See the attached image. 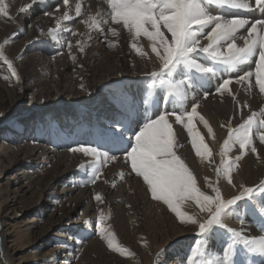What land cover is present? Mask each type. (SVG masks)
<instances>
[{"label": "snow or ice", "instance_id": "6c2138e0", "mask_svg": "<svg viewBox=\"0 0 264 264\" xmlns=\"http://www.w3.org/2000/svg\"><path fill=\"white\" fill-rule=\"evenodd\" d=\"M32 2L35 4L38 0ZM103 4L106 9L98 7L93 14L90 9L85 10L81 0H75V17L86 16L79 22L87 29V33L71 32L72 37H83L75 42L78 51L84 53L93 31L100 33L109 49H115L119 37L126 32L129 48L141 59L153 62L154 67L141 73L145 79L135 82V86L120 81L113 82L119 85L116 87L105 84L102 87L107 90V96L97 90L93 99L99 102L106 126L89 127L80 133L86 140L73 141L67 148L70 153L89 158L78 165L87 176L84 183L96 184L103 176V169L118 162L120 157L116 153L119 152L130 169L129 174L142 180L151 199L166 206L178 225L196 229V239L189 245L181 264H264V178L251 186L237 185L233 178L247 150L260 159L254 137L264 145V0H103ZM62 5L63 11L57 0L53 11H44L45 16L54 19V27H49L47 33L36 28L41 36L47 35L61 45L64 41L59 33L66 30L64 22L74 19L70 14L73 10L70 0H62ZM31 7L25 4L18 12H30ZM257 11L259 18L240 14ZM0 17L16 22L5 0H0ZM142 39L147 41L146 45L141 44ZM9 41L6 38L0 43V61L11 73L3 79L20 83L13 61L4 52ZM41 44L46 47L47 41ZM67 49L69 58L76 64L71 39L67 41ZM251 64L254 67L243 70ZM77 66L83 68L82 64ZM132 67L135 68L134 63ZM80 80V91L91 96L92 89L82 82L83 77ZM213 80L216 81L214 89ZM157 84L160 89L153 92ZM254 87L261 101L258 110H253L247 100L241 102L238 98L241 90L250 95ZM200 89H205L203 96L198 94ZM209 95L221 99L230 97L240 110L242 121L233 127L234 118L229 117L226 123L220 124L227 136L217 153L208 142L216 139L213 128L198 111L201 100ZM244 109L249 110L247 116L243 114ZM4 116L0 112V118ZM197 123L207 130L208 140ZM174 125L186 131L195 157L202 164L207 163L215 179L204 176L203 185L198 183L197 175L178 152L183 144ZM12 127L15 130V124ZM57 138L70 139L71 135L57 133ZM237 146L240 154L230 157L229 153ZM118 175L123 179L125 174L121 171ZM221 180L235 189L236 194L225 198ZM112 186H116L115 181ZM92 199L98 206L104 203L99 192ZM190 204L195 205L198 213L184 210ZM233 217L240 221L239 229L226 223ZM246 217L252 218L251 224L258 227L260 234H246ZM108 218L100 209L94 220L95 234L110 251L122 257H134V252L122 247L115 234L102 226ZM84 223L92 226L90 221ZM212 239L225 241L221 253L210 247ZM238 247L241 259L234 258ZM166 256L167 248L161 247L155 253L154 264H166ZM56 264L60 262L57 260ZM64 264L71 261L66 259Z\"/></svg>", "mask_w": 264, "mask_h": 264}, {"label": "rangeland", "instance_id": "374dc122", "mask_svg": "<svg viewBox=\"0 0 264 264\" xmlns=\"http://www.w3.org/2000/svg\"><path fill=\"white\" fill-rule=\"evenodd\" d=\"M31 3L33 4V2ZM56 3L57 0H38V2L34 5H37L38 7L47 6L48 8H46L45 10L51 12L55 9ZM19 8L20 7L16 6V11L18 14ZM244 13L248 12H242L240 14L243 16ZM71 15L74 17L73 20H77L80 18L75 17L74 9ZM73 20L64 22L66 30L59 33L62 40L69 39L71 32L74 31L72 29L75 26V22H73ZM52 24L53 25H50L49 27L55 26L54 19ZM12 26L14 27L15 23L6 18L0 17V43H3L6 38H10L9 43L4 47L5 55H7L9 59L13 61V65L17 69L20 80H22V88L25 86H29L28 88H23V90L26 91L27 95H30L32 92H36L37 94H39L41 98H39L40 100H38V105L46 108L47 114L46 117H42L41 115H36L35 112L27 111L30 107V97L27 96L25 100L23 99L24 101L22 99L19 100V97L22 96V92L18 91L19 89L17 85L19 83H17L14 79L8 81L3 79L5 75L10 77L11 73L8 71L7 65L3 64V62L0 61V112L5 113V116L3 118H0V136L2 138L1 141H4L1 145V148H9L12 146L14 147V151L17 154L16 156H14L15 162L13 163H11L10 161L13 158L6 159V156L1 157L2 164L0 165V173L2 174H0V218H2V221H4V223L6 224V226H4L3 228L6 231L7 236L10 238V240L13 239L12 243L10 242L12 246H10L11 249H15V253H12V257L6 256V259L2 260V254L0 251V264H5V262L8 264H56L57 260L64 264L66 259L70 260L71 264H139V257L136 252L137 246L135 247V242L136 244H138L142 241V239L149 236L155 230V228L158 227L160 222H165V225H167L168 222H176L174 220L173 214H171L168 210H161L160 202L153 201L151 199L150 194L146 192V186L143 184L142 180H140L139 184L141 185V187L143 186L142 188L138 186V189L132 188L130 189L131 191L125 189L121 205L117 204L115 201L111 202V198H109V193L111 192V190L109 189V187L105 188V191L103 190L102 193H100L104 198V203L98 206L97 202L93 200V202H95L97 206L95 207L96 209L94 208L89 212V215L93 217L90 232L86 233L87 231L82 229L78 230L76 235H72L67 233V230L75 227H83L81 225V221L83 219L80 218V211L76 213L73 212L72 205H67V203L65 202H56L53 198L55 194L53 193L54 196L50 195L53 192V187L50 185V182L51 180H54L52 179V177L54 176L55 172L48 169L49 165H45V168L43 167L40 169L34 168L33 165H31L27 170H24L23 173L21 172V169H17L18 164L22 163L25 165L27 162H30L28 161V159L31 158L29 157L30 154L25 155L26 153H29L26 145H28L29 143H37L38 141H40L39 139L43 138V136H52V140H54L56 143L58 142V144L61 143L63 145L64 148H62L60 151L69 152L67 148L73 145V141L82 140L83 138H85L80 134V128L83 129L86 120H84L83 122L79 121L76 115H71L73 111L71 110L70 112H68V114L72 116L74 122H72L71 125H66L64 122L62 123L60 121V118H55V116L57 115L54 111L55 109L53 110V108L50 107L54 99L58 98V91H60L62 88V86L60 85L61 82L56 75V71L62 72V69L66 66V61L58 62L59 60H57L60 57V55H57V52H61L62 48H56L57 42L53 41L47 35L42 36V38L45 36L46 39H41V35L37 31H33L32 29H24V31H21L19 29H16V27H14V30ZM49 27L44 30L45 33H47ZM67 27L69 28L67 29ZM31 32L35 33L36 36H34ZM96 32L97 31H93L90 33L92 39L88 41L83 54L78 51L75 45L73 46L74 50L79 56H84L86 54L97 56V50L93 46L94 41L96 40L94 38V34ZM13 33H16V35H13ZM31 36L36 37V39ZM123 36L124 34L119 37L118 44L115 49H109L106 46L107 50H109L110 52L123 50L125 52L127 49V44L123 42ZM41 41H47V46L45 47L44 45H42ZM53 47H55V49H53ZM107 50L105 49V51ZM84 58L86 59L84 60L82 69L83 78H86L89 76L88 73H90L91 71L90 65H92L93 63L87 60V57ZM99 59L101 58L99 57L97 59V63L99 62ZM69 63L74 64L72 60H69ZM248 67H254V64L244 66L243 70H248ZM144 79L145 77L140 78L138 81ZM127 82L130 81L127 80L124 82V84ZM213 82L212 85L214 87L216 81L213 80ZM105 84H113V82H107ZM102 86L103 84L101 86H98V90L107 96V90ZM113 86L116 87L119 85L113 84ZM144 88L145 91H147L146 84L144 85ZM159 89L160 86L159 84H157L156 88L153 89V92H156ZM11 90L14 91L15 95L18 98L14 99ZM201 90L202 89H200L199 91ZM83 94L86 95V93ZM53 95L55 97H53ZM41 101H43V103ZM190 103L191 101H189V105ZM77 107H75V109H77ZM177 107H179L178 103ZM81 108L86 109L84 106ZM95 108V111H97L96 106ZM91 114L93 113H88L90 117H92ZM99 114L103 115L101 109ZM22 118H26V120H28L29 122L28 126L30 127L31 131V133L29 134L30 136L22 135L23 137L19 138L25 140H22V142L20 143L19 141H15L13 143V138H15L16 136L18 137V135L15 134L16 136L13 137L12 126L13 124H19V121H21ZM62 124L63 126H61ZM197 125L199 124L197 123ZM68 126L71 127L70 130H68ZM197 128L200 129L201 127L198 126ZM203 129L204 128L202 126V128L200 129L201 133ZM25 133L27 132H24L23 134ZM57 133L70 134L71 138L58 139ZM33 135L34 138H37H32ZM28 137H30V140H26ZM225 138L226 136L222 139L221 144ZM66 142L69 144L67 145V147L65 145ZM256 143L259 145L258 141H256ZM54 146H57V144H54ZM86 162L87 160L85 161V158L83 160L82 158H78L76 163H74L73 165V176L83 187L91 186V184L84 183V181L87 179V176L84 174V170L78 168L79 164ZM15 163L16 165H14ZM186 163L188 164L187 161ZM218 163L219 160H217V164ZM126 169L128 172H130L129 168L126 167ZM131 176L132 178H136L134 174H131ZM137 179L139 180V178ZM203 190L209 191L207 189ZM230 197L231 196L225 198ZM53 203H55L56 205L53 206ZM35 204H37V207L32 209L31 207ZM100 209H103L105 214L109 217L102 226L108 227V229L115 234L117 242L122 247H126L130 251L134 252V257H122L118 253L110 251L107 248L105 242L95 234L94 220L98 215ZM193 214H196V211H194ZM12 217H17V222H12L11 220L14 219ZM78 218L80 219V222L78 221ZM245 219L247 223H245L244 226L250 227L253 230L254 234H260L258 227L251 224L252 218L246 217ZM226 223L229 226L228 221H226ZM236 228L239 229L240 227ZM157 231L158 230H155V232ZM195 231L196 229L194 228L189 237L187 239H184V241L187 240L185 241V243L189 242L188 250L189 245L196 239ZM74 240L77 242H81V244L77 246L76 250L72 248L71 251H74L72 252L73 254L70 252V256L68 252H64V247L68 246L67 243L69 241L74 242ZM224 243L225 241L223 239H212L210 241V246H214L212 247V249H214L217 253H221ZM6 244L8 245V243ZM141 244H144V242H142ZM175 246L176 245L171 246L172 249H175ZM155 253L154 256H152L153 258L151 260V264H154ZM64 254H66V258H61V256H63ZM234 258H242L239 256V247L238 255ZM169 260L170 259L166 258V263H168L167 261Z\"/></svg>", "mask_w": 264, "mask_h": 264}, {"label": "bare ground", "instance_id": "6f19581e", "mask_svg": "<svg viewBox=\"0 0 264 264\" xmlns=\"http://www.w3.org/2000/svg\"><path fill=\"white\" fill-rule=\"evenodd\" d=\"M5 1L6 3L11 2L8 4L10 6V13L15 18V21H16L15 26H14L16 27V29H19V30L22 29L21 31H24V29L26 30L32 29L33 31H36L37 26L45 30L50 25L51 26L53 25L52 24L53 18L44 15L45 9L48 8L47 6L38 7L37 5H34L31 3L32 0H5ZM60 3H61V11H63L62 0ZM74 3H75V0H70V5L72 6V9H74ZM81 3L84 6L85 10L90 9L93 14H95L98 7L101 8L102 10L106 9V5L103 4V0H81ZM25 4L32 5L31 11L23 13V14H20V13L18 14L16 11V6L22 7ZM243 16H246L250 19L258 18L259 12L258 11L248 12V13H244ZM84 18H86V16L80 17L77 20H73V22H75L74 23L75 26L71 28L75 32L77 33L87 32L86 27L79 22L80 19H84ZM29 25H31V27ZM68 28L69 27H67V29ZM31 33L34 36H36L35 33L33 32ZM122 34H124L123 42L127 44V49L125 52L123 50L121 51L119 50L115 52H110L109 50H107L106 44L103 42V39L100 33L96 32L94 34V38L96 40L94 41L93 46L97 50V56L89 55V54H86L84 56L82 55L79 56L73 48L72 51L77 56L76 64L69 63V60L71 59L68 56L67 41L71 39L72 44L74 46L76 40L81 39L83 37L79 35H77L76 37H72L70 34L69 39L67 40L63 39L64 41L63 45H61L60 43H56V48L58 47L62 48V51H61L62 55H60V57L57 60H59L58 62L66 61V66L62 69V72L56 71L57 72L56 75L58 76L59 81L61 82L60 85L62 86V88L60 91H58L59 92V96H57L58 98L54 99V101L50 105V107H52L53 110L55 109L54 111L57 114L56 115L57 117L55 116V118H58V119L60 118V121L62 123L64 122L66 125H71L72 122H74L71 116L72 114L76 115L79 121L83 122L84 120H86V123L84 124L83 129L80 128L81 132L87 131L89 127L96 125V124L106 126L105 121L103 119V115L99 114L100 112L99 102L98 100L93 99V97H96L97 95L98 86H101L102 84L104 85L107 82L120 81L124 83L127 80L130 82H127L125 84H133V86H135V82H137L140 78H143L141 73L146 72V71H151L153 69L154 63L138 57L135 54V52L129 48V43H128L129 37L127 33L124 32ZM33 38L36 39V37H33ZM40 38L46 39L45 36L43 38L41 36ZM141 44L146 45L147 41L142 39ZM53 49H55V47H53ZM105 49L107 51H105ZM84 57H87V60L93 63V64L91 63L92 65H90L92 68L90 67L91 71L90 73H88L89 76L86 78H83V81H82L86 85V87H89L90 89H92L91 96L87 94L84 95L83 92H81L79 88V84L81 83L80 77H83V69L78 67L77 65H81V64L83 65L84 60L86 59ZM99 57L101 59H99V62L97 63L96 61ZM133 63L135 64V68L132 67ZM177 79H180V77H177ZM22 84H23L22 80H20V83L17 85L19 89L18 91H21L22 89L21 95L23 96V97L20 96L19 100L20 99L25 100L27 96L30 97V101H29L30 107L27 111L35 112L36 115H41L42 117H46V114H47L46 108L38 105V100H40L39 98H41L39 94H37L36 92H32L30 95H27L26 91L23 90V88L25 89V88H28L29 86H25L22 88L21 86ZM253 84H254V80H253ZM204 90L205 89L198 91V94L200 96H203ZM11 93L14 99L18 98L15 95L14 91L11 90ZM101 94L106 96L102 92ZM53 97L55 96L53 95ZM238 98L241 102H244L245 100H247V102L251 105L253 110H258V107L261 102L258 90H256L255 87L253 88V91L250 95L246 94L243 90H241V94L239 95ZM83 106L86 109H82L81 107ZM95 106L97 107V111H95L96 110ZM75 107H77V109H75ZM71 110L73 111L70 115L68 114V112H70ZM198 111L202 115H204L206 119H208L210 125L213 128V131L216 137L214 142L211 140H208L206 136V131H207L206 129L202 130V134L205 135L206 140H208V142L210 143L213 149V152L217 153L219 151V147H220L222 139L225 136H227L226 129L221 128L220 124L226 123L229 117L234 118L233 127L241 123L242 121H241L240 110L235 107L230 97L225 96L223 99H221L219 96L209 95L207 99L201 100L200 108L198 109ZM90 112L93 113L91 114L92 117L88 115V113ZM243 114L244 116H247L249 114V110L244 109ZM28 123L29 122L28 120H26V118L25 119L22 118L21 121H19V124L17 123L15 125V130H13V127H12L13 137L18 135V137L16 136L15 138H13L14 139L13 143L15 141H19V143L22 142V140H25V139H20L19 137L22 138L23 136L29 135L31 133ZM61 126H63V124ZM198 126L202 128L203 125L199 124L197 125V127ZM68 128H67L68 130L71 129L70 126H68ZM174 128L179 132V140L181 144H183V147L180 148L178 152L182 157H184V159L190 165L191 169L197 175L198 183L203 185L204 176H210L213 179H215L214 173L209 169L207 163L205 162L202 164L199 158L195 157V153L193 152L191 148V144L188 142L187 133L186 131L182 129V126L174 125ZM24 132H27V133L23 134ZM0 133H1V130H0ZM51 137L52 136H46V137L43 136V138L39 139L40 141H38L37 143L35 144L29 143L30 145L29 144L26 145V148L29 150V153H26L25 155L30 154L29 157L31 158L28 159V161L30 162H27L25 165L22 163L18 164L17 169H21V172L23 173L24 170H27L28 167H30L31 165H33L34 168H39V169L43 168L45 165L46 166L49 165L48 169L50 171L55 172L54 176L52 177V179L54 180H51L50 182L51 183L50 185L53 187V192L50 195L54 196L55 194L53 198L55 199L56 202H62V203L65 202L67 203V205H72L73 212L76 213L80 211L79 212L81 216L80 218L83 219L81 221L82 222L81 225L83 227L81 228L67 227V228H70L67 230V233L76 235L77 231L82 230V229L87 231L86 233L90 232V226L88 224H85L84 222L85 221L92 222L93 217L89 215L90 214L89 212L97 206L95 202H93L94 199H92L93 195L96 192L102 193V191L105 188L109 187V189L112 192V193L111 192L109 193V198H111L110 199L111 202L115 201L117 204L121 205L122 203L121 201H122V197L124 195L125 189L130 190L132 188L138 189L139 188L138 186L141 187V185H139L140 179L138 180L137 178H132L131 174H129V172L126 169L124 165L125 163L123 161V157L119 152L116 153L120 157L118 162L110 163L106 168H104L103 176L101 179L97 180L96 184L91 185V186H84V187L81 186L79 184V181L73 176L74 174L73 165L74 163H76L78 158H82V160L85 158V161L86 160L88 161L89 158L84 157L82 154H79V153L73 154L69 152L60 151L62 148H64L63 145L61 143L58 144V142L56 143L54 140H52ZM32 138H34V135ZM86 139L87 138L85 137L82 140H86ZM1 140L2 138L0 136V142H1L0 143V165L2 164L1 157L3 156L4 157L6 156L5 157L6 159L13 158L10 161L11 163L15 162L14 156H16L17 154L14 151V147L9 145L11 146L9 147L11 150L8 147L6 148L4 147L2 149L1 145L4 141H1ZM26 140H30V137H28ZM256 141H258V138L254 137L253 142L255 146L257 147L258 153L260 154V159H257L256 155H252L250 149L246 151L244 156L238 162L239 167L233 172L234 182L237 185H239L240 183H244L247 186H251L259 182V179L264 178V145H261L259 141H258L259 143L258 145ZM67 142L65 143L66 147L67 145H69ZM54 144H57V146H54ZM239 154L240 153H239V149L237 146L233 148L232 152L229 153V156L234 158L236 155H239ZM215 159L217 163V160H219L220 158L217 155ZM14 165H16V163ZM121 171H123L125 174L123 179H121L118 175V173ZM105 180H107L108 183H105L104 182ZM113 181L116 182L115 187L112 186ZM220 186H221V190H222L224 197H229V196L236 194L235 189L227 185L226 181L221 180ZM84 203H85V206H84ZM53 204H54L53 206L56 205L55 203ZM36 205L37 204H35L31 208L32 209L36 208L37 207ZM0 207H1V204H0ZM160 208L162 211L167 210L166 206H163L161 203H160ZM184 210L192 214L194 211L198 213V209H195L194 204L185 205ZM12 218H14L11 220L12 222H17V217H12ZM78 221L80 222L79 218H78ZM227 221L229 223V226H232L233 228L241 227L240 221H238L234 217L231 219H228ZM164 223L165 222H160L158 227L155 228V230H158L157 232H155L154 230L149 236L142 239L140 243L136 244L135 242V247L137 246L136 252L139 257V264H151V260L153 258L152 256H154V253L158 251L161 247H166L168 250L166 258L170 260L167 261L168 263L166 264H181V260L185 258L186 252L188 251L189 242L185 243V241L187 240L184 241V239H187L189 237V235L194 230V227L191 225L180 226L176 222H168L167 225H165ZM4 226H6V224L4 223V221H2V218H0V251L2 254L1 256L2 260L6 259V256L10 257L12 253L13 254L15 253V249L13 248L11 249L12 244H10V242L12 243L13 239L10 240V238L7 236V233L3 228ZM244 227H245V231L247 234H254L253 230L250 227L248 226H244ZM144 241L147 242L146 245L141 244ZM6 243H8V245ZM80 244L81 242H77L75 240L74 242L69 241L67 243L68 246L64 247V252L65 253L68 252V254L71 256V253L74 250H76L77 246H79ZM173 245H176L175 249H172L171 246ZM72 248L74 249L73 251H71ZM65 249H67V251ZM61 258H66V254L61 256ZM5 264H8V263L5 262ZM60 264H62V262H60Z\"/></svg>", "mask_w": 264, "mask_h": 264}]
</instances>
